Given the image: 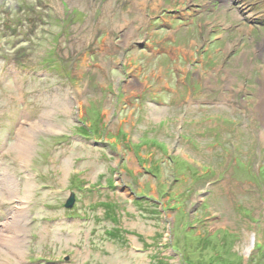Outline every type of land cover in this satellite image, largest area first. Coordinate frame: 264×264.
<instances>
[{
  "label": "rangeland",
  "instance_id": "obj_1",
  "mask_svg": "<svg viewBox=\"0 0 264 264\" xmlns=\"http://www.w3.org/2000/svg\"><path fill=\"white\" fill-rule=\"evenodd\" d=\"M86 1L0 0V264H264V3Z\"/></svg>",
  "mask_w": 264,
  "mask_h": 264
},
{
  "label": "bare ground",
  "instance_id": "obj_2",
  "mask_svg": "<svg viewBox=\"0 0 264 264\" xmlns=\"http://www.w3.org/2000/svg\"><path fill=\"white\" fill-rule=\"evenodd\" d=\"M145 4H146V0H138L137 3H136L137 8L144 7ZM154 5H156V4L154 3ZM258 89L260 91H259V95H258L259 101H258V104H257V110H258L259 116L264 118V83ZM255 95H256V93H255ZM18 149L20 150V152L22 154H25L26 150L28 149V145L27 144L19 145ZM3 240L5 241V239H3Z\"/></svg>",
  "mask_w": 264,
  "mask_h": 264
},
{
  "label": "water",
  "instance_id": "obj_3",
  "mask_svg": "<svg viewBox=\"0 0 264 264\" xmlns=\"http://www.w3.org/2000/svg\"><path fill=\"white\" fill-rule=\"evenodd\" d=\"M75 203V197L74 195L72 194L71 197L68 199V201L66 202L65 204V207L67 208H71Z\"/></svg>",
  "mask_w": 264,
  "mask_h": 264
},
{
  "label": "trees",
  "instance_id": "obj_4",
  "mask_svg": "<svg viewBox=\"0 0 264 264\" xmlns=\"http://www.w3.org/2000/svg\"><path fill=\"white\" fill-rule=\"evenodd\" d=\"M111 235H112L113 237H114V236H116V234H115V233H114V234H111Z\"/></svg>",
  "mask_w": 264,
  "mask_h": 264
}]
</instances>
